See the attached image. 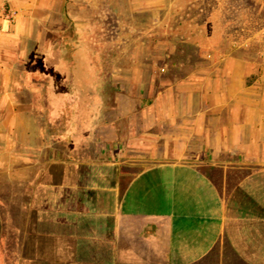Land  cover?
<instances>
[{"label":"crops","instance_id":"crops-1","mask_svg":"<svg viewBox=\"0 0 264 264\" xmlns=\"http://www.w3.org/2000/svg\"><path fill=\"white\" fill-rule=\"evenodd\" d=\"M161 3L0 0V264H264L262 52L206 11L106 56Z\"/></svg>","mask_w":264,"mask_h":264},{"label":"rangeland","instance_id":"rangeland-1","mask_svg":"<svg viewBox=\"0 0 264 264\" xmlns=\"http://www.w3.org/2000/svg\"><path fill=\"white\" fill-rule=\"evenodd\" d=\"M162 7L161 19L155 22L150 12L146 14L136 15L135 17H119L104 19L108 26L109 33L107 40H110V48L105 51L106 56L122 58L121 45L123 36L130 41L131 53L130 57L149 58L158 51L154 50V43L158 40L164 42L162 54L168 51L165 45L173 43V34H170L173 28L180 26H188L189 23L203 24L205 16H211L208 12H223L226 16L228 31L226 33V41L228 43L241 44L245 39L252 38L253 42L249 53L252 57H256V53L264 51V0H161ZM117 5V3H116ZM134 5H130L128 9H134ZM207 11V14L204 13ZM119 12V11H118ZM179 12V13H178ZM181 14V15H179ZM220 20V19H219ZM216 22H218L216 20ZM130 26L132 32L129 35H121L119 33L121 27ZM120 28V29H119ZM141 28L142 30H140ZM161 31V33H160ZM180 37H185L181 35ZM106 38V37H105ZM145 43L143 51L138 50L139 42ZM115 44L112 47V44ZM112 47V48H111ZM179 51L178 57L191 58L198 60L197 52L188 46ZM247 53V54H249ZM128 57L127 55L125 58ZM262 57V56H260ZM58 58V52L54 49L47 54V69L49 78H51L52 67L55 66ZM62 62L59 63L61 65ZM58 65V64H57ZM108 69L111 66L107 67ZM54 70V69H53ZM49 85V84H48ZM150 163L147 162L146 166Z\"/></svg>","mask_w":264,"mask_h":264},{"label":"built area","instance_id":"built-area-1","mask_svg":"<svg viewBox=\"0 0 264 264\" xmlns=\"http://www.w3.org/2000/svg\"><path fill=\"white\" fill-rule=\"evenodd\" d=\"M261 56H262V61L264 62V51H262Z\"/></svg>","mask_w":264,"mask_h":264}]
</instances>
